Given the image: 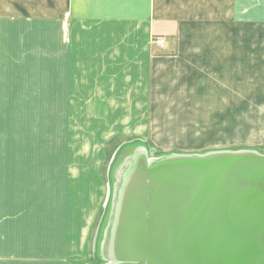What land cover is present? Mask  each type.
<instances>
[{
    "label": "crops",
    "instance_id": "crops-1",
    "mask_svg": "<svg viewBox=\"0 0 264 264\" xmlns=\"http://www.w3.org/2000/svg\"><path fill=\"white\" fill-rule=\"evenodd\" d=\"M40 108L70 109L71 123L95 126L86 139L114 141L116 158L150 130L184 132L187 152L253 147L205 148L225 139L215 132L255 131L264 152V0H0V123L15 115L12 139L0 127V264H97L96 217L76 224L77 242L50 243V190L39 189L50 168L29 145L50 129Z\"/></svg>",
    "mask_w": 264,
    "mask_h": 264
},
{
    "label": "water",
    "instance_id": "water-1",
    "mask_svg": "<svg viewBox=\"0 0 264 264\" xmlns=\"http://www.w3.org/2000/svg\"><path fill=\"white\" fill-rule=\"evenodd\" d=\"M130 148L113 169L103 264H264L263 151Z\"/></svg>",
    "mask_w": 264,
    "mask_h": 264
},
{
    "label": "rangeland",
    "instance_id": "rangeland-1",
    "mask_svg": "<svg viewBox=\"0 0 264 264\" xmlns=\"http://www.w3.org/2000/svg\"><path fill=\"white\" fill-rule=\"evenodd\" d=\"M39 110L40 119L49 115L48 112L50 111V129L46 125H41V133L29 145L31 144L33 149L37 150L40 167L46 166L50 168V173H48L50 178L43 183H39V189L43 187L46 193L47 190H50V243L58 244V240L61 239L60 235H64L70 243L77 242V240L73 241V237H75L73 233L78 230V227H75L76 224L80 225L83 223V215L88 219L96 217L97 219L93 220L94 226L92 232L88 236V260H97V264H103L101 260L102 253L99 252L98 247L100 248V237L105 225L111 198V188L114 182V171L111 167L115 163L117 165L122 157L129 154L131 148L123 150L117 158L116 155H108L106 152H109V150H107L106 146H113L114 141L86 139V135H96L93 129L95 126L80 125L77 122L71 123V119L74 118L71 117L70 109L50 108L48 110L40 108ZM5 111L6 109H2L1 112L5 113ZM14 118L15 115L12 110L10 115L2 116L0 123L1 131L11 139L13 138L15 129ZM200 119L204 123L199 125L193 124V127L196 128L193 130L192 127L190 128L192 134L197 131L202 135L203 131L209 127L207 125L211 120L209 117L205 115L201 116ZM184 129L185 127H183L182 131ZM157 132L150 130L148 133L150 137L144 140L145 143L147 142L150 145L152 156L163 155L172 149L181 150L179 152L196 150L194 144L187 147L185 145L188 141L179 138L181 135H186L184 132L174 139L156 137L163 135V133L157 135ZM240 134H243V132L241 133L239 129L231 134L215 132L216 136L222 135L225 139L215 140V138L214 141L213 139L206 140L209 146L207 145L205 148L237 146L246 140H248L246 142L247 146L251 145L254 147L256 142L253 141V138L260 133L250 131L247 133L248 139L242 140L237 139ZM234 138L236 139L232 140ZM12 142L14 140L10 141V143ZM92 168H96L97 170H93ZM99 169L102 170L98 171ZM44 196H41V205L48 207L49 204ZM10 199H8V207L11 206L9 204ZM64 229L68 231L67 235L64 234Z\"/></svg>",
    "mask_w": 264,
    "mask_h": 264
},
{
    "label": "built area",
    "instance_id": "built-area-1",
    "mask_svg": "<svg viewBox=\"0 0 264 264\" xmlns=\"http://www.w3.org/2000/svg\"><path fill=\"white\" fill-rule=\"evenodd\" d=\"M165 39L164 38H156V40L154 41L155 45H157L158 47H164L165 46Z\"/></svg>",
    "mask_w": 264,
    "mask_h": 264
},
{
    "label": "bare ground",
    "instance_id": "bare-ground-1",
    "mask_svg": "<svg viewBox=\"0 0 264 264\" xmlns=\"http://www.w3.org/2000/svg\"><path fill=\"white\" fill-rule=\"evenodd\" d=\"M123 143V142H122ZM127 144V143H126ZM121 145V144H120ZM123 146V145H122ZM118 153V152H117ZM117 155V154H116Z\"/></svg>",
    "mask_w": 264,
    "mask_h": 264
}]
</instances>
